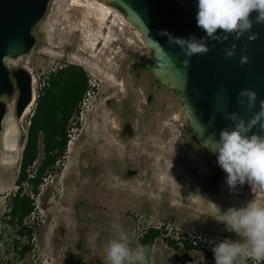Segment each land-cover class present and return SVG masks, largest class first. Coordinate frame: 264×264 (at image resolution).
Segmentation results:
<instances>
[{
	"label": "rangeland",
	"instance_id": "1",
	"mask_svg": "<svg viewBox=\"0 0 264 264\" xmlns=\"http://www.w3.org/2000/svg\"><path fill=\"white\" fill-rule=\"evenodd\" d=\"M32 34L31 49L8 66L30 73L34 96L42 75L63 62L82 65L95 89L83 100L65 161L35 197L32 250L22 259L3 214L34 101L10 121L0 151V264H107L110 240L124 232L135 247L148 228L172 239L179 230L208 242L241 239L219 219L231 207L264 203V189L247 182L228 186L227 173L193 141L171 90L158 85L147 103L154 85L144 67L150 51L119 10L97 0H50ZM125 122L133 135L122 138ZM162 237L145 247L149 264H183ZM189 254L192 264H205L202 251Z\"/></svg>",
	"mask_w": 264,
	"mask_h": 264
},
{
	"label": "water",
	"instance_id": "2",
	"mask_svg": "<svg viewBox=\"0 0 264 264\" xmlns=\"http://www.w3.org/2000/svg\"><path fill=\"white\" fill-rule=\"evenodd\" d=\"M49 1L0 0V96L15 86L19 88L18 116L35 100L32 77L22 67L11 69L8 61L31 49L32 30L45 14ZM97 1L119 10L141 35L150 51L146 67L153 79L179 97L193 141L217 160V154L212 151L213 138L218 139L220 130L232 124L224 119L225 113L235 111L247 121L264 99V24L254 23L251 31L259 34L256 40H248V32L239 40H234L232 35L223 42L208 40L209 52L186 57L181 47L170 41L168 35H162L161 30L166 29L173 37L203 36L195 21L196 0ZM232 43L237 48L235 55L228 58L225 49ZM213 44L215 47H211ZM242 54L249 57L243 64L240 63ZM185 59L189 60L187 66L183 63ZM242 89L257 93L255 108L250 109L247 97L239 95ZM3 111L4 105L0 102V122ZM252 131L264 135L259 126ZM123 133L133 134L131 123L125 124ZM129 173L135 171L129 170Z\"/></svg>",
	"mask_w": 264,
	"mask_h": 264
},
{
	"label": "clouds",
	"instance_id": "3",
	"mask_svg": "<svg viewBox=\"0 0 264 264\" xmlns=\"http://www.w3.org/2000/svg\"><path fill=\"white\" fill-rule=\"evenodd\" d=\"M195 7L196 26L204 32L203 36L173 37L166 29L161 30L162 35H168L170 41L181 47L186 57L209 52L208 40L223 42L230 35L239 40L246 32L248 40H256L259 34L251 31L253 25L264 24V0H196ZM236 48V43H232L225 49V56L233 57ZM248 59V55L242 54L240 63ZM183 63L187 66L189 60ZM239 95L247 97L250 109L255 108L254 90L242 89ZM259 104V110L247 121L235 111L225 113L224 119L232 124L220 130L218 139L213 138L212 151L217 154L218 165L227 173L226 183L230 188L247 182L264 189V135L252 131L256 126L264 131V99ZM219 220L225 223L226 230L234 231L241 239L211 242L215 264H248L249 260L264 264V203L251 200L245 206L231 207ZM132 243L124 232L110 240L106 248L107 264H149L145 247L139 244L132 247Z\"/></svg>",
	"mask_w": 264,
	"mask_h": 264
},
{
	"label": "trees",
	"instance_id": "4",
	"mask_svg": "<svg viewBox=\"0 0 264 264\" xmlns=\"http://www.w3.org/2000/svg\"><path fill=\"white\" fill-rule=\"evenodd\" d=\"M94 89L87 70L73 62H63L51 68L39 80L23 134L15 190L3 214L4 221L15 229L13 249L21 259L32 250L34 225L29 219L36 212L35 197L44 180L65 161L71 132L80 127L82 102ZM159 237H162L159 229L148 228L139 244L150 248ZM162 239L183 264H192L191 250L202 251L205 264H215L212 249H202L188 240H183L180 246L171 238ZM146 254L148 257V252Z\"/></svg>",
	"mask_w": 264,
	"mask_h": 264
},
{
	"label": "flooded vegetation",
	"instance_id": "5",
	"mask_svg": "<svg viewBox=\"0 0 264 264\" xmlns=\"http://www.w3.org/2000/svg\"><path fill=\"white\" fill-rule=\"evenodd\" d=\"M135 65H136V67H135ZM146 65L147 64H144V67H146ZM138 66H139L138 64H133V67L134 68H137ZM10 68L11 69H17V68H20V67H10ZM158 85H161V84H159L156 80H154V85L152 86V89L149 91V94H148V96L146 98L147 103H150L151 102V99L153 97V93L156 90V88H157ZM19 95H20V90H19V88L17 86H15L10 92H5V93H3L0 96V102L3 103V105H4V111L2 113V119H1V122H0V151L3 148V146H4V135L7 133V127L9 126L10 121L11 120H19L26 113L24 111L21 116H18L17 115V105H18ZM106 106L108 108H110L112 106V103H111L110 100H107L106 101ZM126 123L127 122H125V124ZM125 124L123 125L122 132H121V134L123 136L122 138L131 137L133 135L132 134L131 136H127L126 134L123 133ZM213 159L217 162V160L215 158H213ZM220 176H221V170H219L215 174L214 177H216V179H215V181L213 183H211V181H210V185L211 186H214V184L216 183V180L218 178H220ZM248 264H253V262L251 260H249L248 261Z\"/></svg>",
	"mask_w": 264,
	"mask_h": 264
},
{
	"label": "built area",
	"instance_id": "6",
	"mask_svg": "<svg viewBox=\"0 0 264 264\" xmlns=\"http://www.w3.org/2000/svg\"><path fill=\"white\" fill-rule=\"evenodd\" d=\"M83 103H84V101L82 102V104ZM156 229L160 230V228H156ZM161 236H162V231H161ZM163 236H164V234H163ZM173 240H175L180 246H182L183 240H188V241L192 242L193 244H198L202 249H205V250L212 249V247H213V243H211L212 241L208 242L205 239H202L195 232L191 233V232L185 231V230H179V232H176L175 235L173 236Z\"/></svg>",
	"mask_w": 264,
	"mask_h": 264
},
{
	"label": "bare ground",
	"instance_id": "7",
	"mask_svg": "<svg viewBox=\"0 0 264 264\" xmlns=\"http://www.w3.org/2000/svg\"><path fill=\"white\" fill-rule=\"evenodd\" d=\"M33 101H34V100H33ZM31 103H32V101H31ZM31 103H30L28 106H30V105H31ZM28 106H27V108H28ZM27 108L24 110L25 112H26Z\"/></svg>",
	"mask_w": 264,
	"mask_h": 264
}]
</instances>
